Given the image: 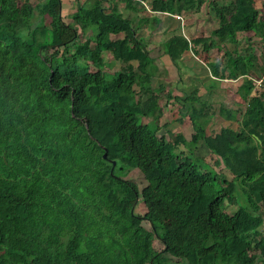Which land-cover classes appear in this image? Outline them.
I'll use <instances>...</instances> for the list:
<instances>
[{"label":"trees","instance_id":"16d2710c","mask_svg":"<svg viewBox=\"0 0 264 264\" xmlns=\"http://www.w3.org/2000/svg\"><path fill=\"white\" fill-rule=\"evenodd\" d=\"M73 1L65 16L61 0H0V264H264V19L255 0H211L219 25L209 36L173 32L161 43L173 65L197 46L216 49L211 77L241 80L239 128L214 135L197 89L167 92L179 111L189 104V140L157 137L165 88L151 87L155 59L136 30L206 0ZM119 3L146 15L125 17ZM76 26L92 36L81 41ZM239 34L258 38L261 54L240 49ZM105 53L120 64L114 77ZM218 114L236 121L223 106ZM198 146L211 164L194 157ZM134 169L146 181L140 191L125 179Z\"/></svg>","mask_w":264,"mask_h":264},{"label":"rangeland","instance_id":"374dc122","mask_svg":"<svg viewBox=\"0 0 264 264\" xmlns=\"http://www.w3.org/2000/svg\"><path fill=\"white\" fill-rule=\"evenodd\" d=\"M32 4H35L37 0H31ZM211 0H206L197 12L183 13L180 16H173L172 20L166 18L165 15L161 16V24L156 29L150 30L148 27L141 26L136 30V34L140 38H144L147 41V50L150 56L155 59V65L157 72L152 78L151 87L157 89L159 85H164L165 91L160 95V105L162 107L163 115L159 120V130L157 137L165 135V131L169 130L172 133H179L189 140L193 129L188 118V112L190 110L189 104H185V107L180 110V105L173 102H167L166 95L170 92L172 96H182L184 93H190L193 89H197L198 95H200L201 102H204V111L209 119L206 126V135H214L222 128H230L237 130L238 122L241 118V113L245 107L243 100L239 95V87L241 80L231 81L227 79H215L209 74L206 69L212 63L222 61V52L216 49L208 51L202 50L201 46L193 48L192 51L187 52L182 60H179L176 65L171 64L167 56L162 55L161 43L171 36L173 32L180 33L187 40H191L197 37H207L211 34V31L218 27V20L214 16V11L211 7H208V3ZM219 5H224L232 0H213ZM255 5L260 9L261 18L264 19V0H255ZM118 10L125 16L132 15L137 18L138 15H146L145 12L137 10L132 13L127 11L124 4H118ZM179 17V18H178ZM137 22V21H136ZM135 27V25H134ZM77 33L80 40L83 41L86 37H91L93 32L91 30H85L76 26ZM120 36H111L110 39H115ZM251 44L256 54H261V47L259 39L252 36V34H239L238 46L243 49L245 45ZM196 51V52H195ZM104 60L106 66L104 67V73L109 77L116 76L120 64L116 63L109 53L104 54ZM206 72L205 73V70ZM142 97V96H141ZM145 97H142L144 99ZM200 103H195L194 106L199 108ZM220 106L231 110L236 115V121H227L218 114ZM145 122L147 120H144ZM165 125V126H163ZM177 154L180 152H186V150L179 146L175 151ZM194 157L206 160L208 163L213 162V158L210 152L204 146H198L194 150ZM128 181L134 183L140 191L145 185L142 174L137 170H131L125 177ZM235 208L228 207L227 211L233 213ZM264 212V205L262 206ZM133 212L142 216L145 213V207L141 201H137ZM144 227L148 228L149 225L144 222ZM264 233V225L260 228ZM156 249H160L157 242L154 243ZM251 253L250 250H248ZM171 263L169 264H186L184 262L168 258Z\"/></svg>","mask_w":264,"mask_h":264},{"label":"crops","instance_id":"0c3cea01","mask_svg":"<svg viewBox=\"0 0 264 264\" xmlns=\"http://www.w3.org/2000/svg\"><path fill=\"white\" fill-rule=\"evenodd\" d=\"M29 1L32 2L31 0H29ZM61 1H62L61 7H62L63 15H65V16L70 15L75 11L76 6H75V2L73 0H61ZM126 10L129 11L127 8H126ZM131 12L134 13L133 10ZM127 17H133V16L129 15Z\"/></svg>","mask_w":264,"mask_h":264},{"label":"water","instance_id":"95a60500","mask_svg":"<svg viewBox=\"0 0 264 264\" xmlns=\"http://www.w3.org/2000/svg\"><path fill=\"white\" fill-rule=\"evenodd\" d=\"M246 79H247V78L245 77V78H244V81H246ZM104 151H105V153L103 154V158L106 159V150H104ZM111 163H112V169H113L114 166H115V162L112 161Z\"/></svg>","mask_w":264,"mask_h":264},{"label":"built area","instance_id":"2783aa9c","mask_svg":"<svg viewBox=\"0 0 264 264\" xmlns=\"http://www.w3.org/2000/svg\"><path fill=\"white\" fill-rule=\"evenodd\" d=\"M179 18V17H178ZM256 86L260 85V81H256Z\"/></svg>","mask_w":264,"mask_h":264}]
</instances>
